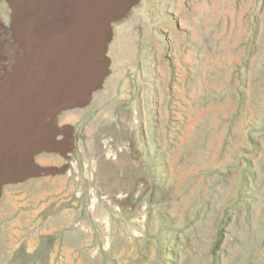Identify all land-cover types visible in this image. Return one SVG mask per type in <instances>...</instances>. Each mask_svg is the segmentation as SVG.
I'll return each mask as SVG.
<instances>
[{"label":"rangeland","instance_id":"374dc122","mask_svg":"<svg viewBox=\"0 0 264 264\" xmlns=\"http://www.w3.org/2000/svg\"><path fill=\"white\" fill-rule=\"evenodd\" d=\"M152 20L63 159L1 197L0 264H264V0Z\"/></svg>","mask_w":264,"mask_h":264},{"label":"crops","instance_id":"0c3cea01","mask_svg":"<svg viewBox=\"0 0 264 264\" xmlns=\"http://www.w3.org/2000/svg\"><path fill=\"white\" fill-rule=\"evenodd\" d=\"M161 1L174 0L7 1L0 15L8 56L0 73V202L17 180L61 161L120 67L140 64L136 35L153 32Z\"/></svg>","mask_w":264,"mask_h":264},{"label":"trees","instance_id":"16d2710c","mask_svg":"<svg viewBox=\"0 0 264 264\" xmlns=\"http://www.w3.org/2000/svg\"><path fill=\"white\" fill-rule=\"evenodd\" d=\"M227 209H223L220 213H219V231L216 232V242L213 243L216 245H218L219 243V248L220 246L222 245V241L224 239V231H225V228H227L229 225H230V220H229V215L227 213ZM224 220V225L221 224V222ZM249 231L247 232L246 230H244V240H247L248 239V236H250V226H249ZM246 241H238L239 244H244ZM220 260V259H219ZM220 264V263H219Z\"/></svg>","mask_w":264,"mask_h":264}]
</instances>
